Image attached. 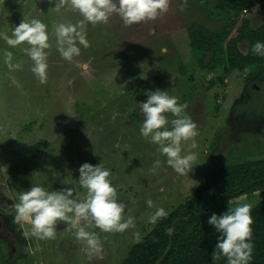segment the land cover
Listing matches in <instances>:
<instances>
[{
  "label": "rangeland",
  "instance_id": "obj_1",
  "mask_svg": "<svg viewBox=\"0 0 264 264\" xmlns=\"http://www.w3.org/2000/svg\"><path fill=\"white\" fill-rule=\"evenodd\" d=\"M216 3L169 0L168 11L156 20L125 26L117 14L92 24L70 0H0V264H120L162 219L149 222L156 208L169 213L219 167L264 158V71L225 72L212 53L197 54L189 45L190 24L217 30L227 23ZM243 19L256 28L264 24V12L249 7L238 14L237 25ZM32 20L47 25L45 83L31 70L26 42L12 48L2 38ZM60 24L75 25L88 41V47L77 42L80 54L70 61L58 51ZM238 47L246 53L248 43ZM5 51L20 69L4 63ZM157 89L186 105L182 115L197 126L198 136L181 142V155L197 157L188 175L167 165L157 145L140 135L137 101ZM166 115L171 129L176 117ZM84 162L110 170L123 217L135 225L110 233L89 227L101 241L99 254L90 253L66 222H57L54 239L40 240L30 224L14 219L20 193L32 186L71 188L83 201L78 168ZM263 197L264 191L241 196L233 205L254 206Z\"/></svg>",
  "mask_w": 264,
  "mask_h": 264
},
{
  "label": "clouds",
  "instance_id": "obj_2",
  "mask_svg": "<svg viewBox=\"0 0 264 264\" xmlns=\"http://www.w3.org/2000/svg\"><path fill=\"white\" fill-rule=\"evenodd\" d=\"M71 7L92 24L107 22L109 17L117 14L125 26L154 21L168 11L169 0H70ZM58 51L66 60H72L80 54L77 42L88 47L84 34L77 31L75 25L60 24L56 28ZM9 47L27 44L23 51L34 62L32 72L41 83L47 79L48 43L47 25L40 20L21 22L14 27L12 36L2 37ZM253 54L264 57V43L257 41L252 46ZM4 63L10 69H20L21 64L12 63V53L5 51ZM86 67V66H85ZM145 101H137L143 115L140 135L149 143L158 147L159 153L166 157V163L181 175H188L196 160L195 153L181 155V142L198 136L197 126L187 115H182L186 105L179 104L176 96H170L166 91H145ZM171 113L176 118L171 120V129L167 127ZM155 162L153 171L159 167ZM79 184L86 190V198L80 201L74 197L71 188L61 191H47L39 185L19 195L16 204V222L31 225V235L40 239H54L57 222L68 223L75 229L78 240L84 241L90 253L99 254L102 244L95 232L89 227H97L105 233L124 232L134 227L132 217L124 219L125 205L118 202L117 190L110 179L111 172L102 163L93 165L82 163L78 168ZM148 207H153V201H147ZM251 205L243 203L233 209H227L222 214L212 213L207 220L217 233V242L212 251V259H227V264H249L253 245L251 242L253 223ZM168 213L164 208H156L149 217V222L157 223ZM171 233L172 229L168 230ZM139 239V234H135Z\"/></svg>",
  "mask_w": 264,
  "mask_h": 264
},
{
  "label": "trees",
  "instance_id": "obj_3",
  "mask_svg": "<svg viewBox=\"0 0 264 264\" xmlns=\"http://www.w3.org/2000/svg\"><path fill=\"white\" fill-rule=\"evenodd\" d=\"M249 7L264 12V0H217L216 9L228 17L227 23L217 30L201 23L190 24L191 49L197 54L212 53L214 64L223 65L225 72L264 71V57L252 52L257 41L264 43V24L252 28L249 20L243 19L237 25L238 14ZM244 41L248 43L246 53L238 47ZM262 191L264 158L211 171L189 197L131 246L120 264H227L225 257L212 259L218 234L207 220L212 213L219 215L235 208L233 200ZM251 217L253 249L249 264H264V197L251 207Z\"/></svg>",
  "mask_w": 264,
  "mask_h": 264
}]
</instances>
